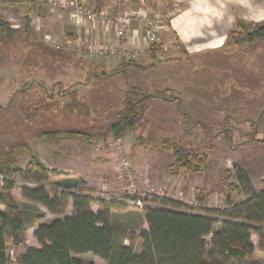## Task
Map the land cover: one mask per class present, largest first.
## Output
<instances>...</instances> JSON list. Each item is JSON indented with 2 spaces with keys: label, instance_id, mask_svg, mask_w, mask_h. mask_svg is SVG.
<instances>
[{
  "label": "rangeland",
  "instance_id": "obj_1",
  "mask_svg": "<svg viewBox=\"0 0 264 264\" xmlns=\"http://www.w3.org/2000/svg\"><path fill=\"white\" fill-rule=\"evenodd\" d=\"M51 1L54 0L0 5V22L8 23L14 33L9 38L5 32L0 33V153H14L15 168L29 170L33 157L53 170L47 186L66 187L68 180L79 179L77 191L114 201L119 206L111 211L116 241L125 235L132 237L135 252L140 254V235L148 226L140 218L143 210L127 203L135 195L130 193L121 167L123 155L108 146L115 138L109 130L123 109L126 92L139 87L145 94L160 98L149 101L141 122L123 135L125 153L137 176L138 197H148L149 201L154 197L173 199L187 205L193 213L205 215L207 210H225L229 202L245 200L243 193L232 189L240 185L235 165L244 168L254 187L264 185V39L245 41L247 34L264 27V0H218V47L212 44L215 40L203 43L205 38L191 45L167 40L173 35L170 21L187 11L190 4L128 0V12L141 9L150 15L164 16L154 48L162 50L160 56L151 52L154 63L151 56L142 54L132 63L147 67L153 62L156 69H160L157 65L168 63L170 69L162 73L151 70L143 79L133 72L128 77L121 74L106 78L107 72L129 64L128 58L92 56L91 45L77 43L78 37L68 34L74 28L71 20L52 12ZM238 2L249 6L245 11L238 10ZM173 7H178V12L172 14ZM137 24L131 25L145 36ZM210 29L209 25H202L203 32ZM129 49L143 47L134 44ZM107 62L111 66L105 68ZM179 101L186 115L177 111ZM76 130L93 136L94 142L86 144L62 136L50 143L41 138L44 133ZM166 140L184 142L205 154L207 162L202 172L181 170L173 176V155L162 148ZM4 193L0 182V196ZM21 208L29 226L58 219L40 205L30 203ZM92 210L98 212L100 207L93 204ZM72 211L70 202L66 215ZM220 228L217 224L216 230ZM26 242L35 244L30 228ZM258 242V237L253 236L254 259L264 264ZM25 247L26 244L16 248L10 242L9 255L15 260ZM81 258L106 264L92 254Z\"/></svg>",
  "mask_w": 264,
  "mask_h": 264
},
{
  "label": "trees",
  "instance_id": "obj_2",
  "mask_svg": "<svg viewBox=\"0 0 264 264\" xmlns=\"http://www.w3.org/2000/svg\"><path fill=\"white\" fill-rule=\"evenodd\" d=\"M21 3L3 1L0 5ZM3 32L8 38L14 34L8 23L0 22V33ZM262 39L264 27L245 37L246 42ZM152 52L156 55L155 50ZM155 98L160 97L145 94L139 87L128 89L123 109L116 115L109 132L115 138L123 137L141 122L148 102ZM177 111L186 115L180 101L177 102ZM62 136L86 144H92L95 140L93 136L77 130L44 133L41 138L51 143ZM162 148L173 155V176H177L181 170L201 173L207 162L205 154L181 141L166 140ZM15 166L14 153H0V176L4 177L0 182L5 192L0 196V206L3 207V210L0 209V264H96L81 258L86 254H92L106 264H261L254 259L256 247L253 236L258 237V248L264 253V187L256 191L248 173L240 165L234 166L240 185L231 187L233 191L243 193L245 200L229 202L228 209L207 210L205 215H201L173 199H144L146 206L140 218L148 229L140 235L143 242L140 254L135 252L132 237L125 235L123 240L116 241L111 211L119 206L114 201L77 191L79 179L68 180L66 187L51 185L50 188L46 184L50 182L53 170L33 157L29 170ZM21 182L36 186L27 187ZM16 186L21 187L24 201L43 206L58 219L39 225L34 237L40 247H25V251L14 260L7 254L9 243L15 247L25 245L26 233L32 227L27 225L19 204L11 194ZM70 202L73 211L71 215H66ZM93 204H97L100 211L94 212ZM217 224L221 225L219 230H216ZM209 237H212L210 242L207 241ZM126 241L130 244H126Z\"/></svg>",
  "mask_w": 264,
  "mask_h": 264
},
{
  "label": "crops",
  "instance_id": "obj_3",
  "mask_svg": "<svg viewBox=\"0 0 264 264\" xmlns=\"http://www.w3.org/2000/svg\"><path fill=\"white\" fill-rule=\"evenodd\" d=\"M3 1H22L21 4L26 3V1H29L28 3H32L34 2V0H0V2ZM86 5L93 8V9H108L110 10L111 7L113 6V2H111L112 0H84ZM176 1H181L183 3H187L190 4V8L189 6L187 7V11H185L182 15L176 17L175 19L173 18L172 21H170L169 23V28L172 32V36H167V40L171 41V39H175L176 41H178V43L181 44H192V43H197L200 42L202 38H205V40H203V43L208 42V43H212L214 40V42L212 44H216V46L218 47V26L215 24H218V0H198L193 1V0H176ZM199 4H201V6H199ZM139 5V4H138ZM186 5V4H185ZM238 6V10H244L245 11V7H248L249 5H245V3H239L235 4ZM31 7V5H30ZM139 7V6H138ZM192 8V10H191ZM207 8H213L211 12H209L208 10H206ZM140 9V8H138ZM60 23H57V25H59ZM70 24L74 27H72V31H70L68 34H73L74 36L78 37L77 38V43L81 42L84 45H92V44H96V45H108L110 47H114V48H119L122 46L123 42H120L113 33L109 32L105 27H103L102 25L100 26H95L92 23H86L83 26L82 25H76L75 22L70 21ZM137 24V23H136ZM209 25L210 32L208 30L206 31H202V25ZM214 24V26L212 27V25ZM138 25V24H137ZM56 26V24H55ZM140 26V25H139ZM66 27V25H65ZM141 27V26H140ZM139 27V28H140ZM43 28H45V26L43 25ZM48 30L51 31V26H48ZM60 28V25L58 27V29ZM142 29V28H141ZM47 30V27L45 28V32ZM53 30V29H52ZM132 33H131V40L129 39L126 42V45H134L135 46H142L144 47V35L143 32L141 33V30L139 31V29H137V27L135 25H132ZM203 35H208L209 37L206 38ZM217 35V36H215ZM61 37V36H59ZM134 42V44H133ZM202 42V41H201ZM217 42V43H216ZM216 50V49H214ZM149 56H151V60H153V62L155 63V58L150 54ZM142 59V58H141ZM144 59V58H143ZM151 62V61H150ZM151 62L150 66H145L142 65L140 63H133L132 65H124L119 68H117L116 70L112 69L113 71L111 72H105V70H103L104 74H110V73H114L117 72L116 75L114 76H118V75H127L130 76V73L133 72L132 74H140V76L142 75V79L145 78L147 75L146 73L149 71H154V72H169V65L168 63H163L160 65H157L158 68L160 67V69H156L154 65V63ZM132 63V62H131ZM107 68L108 66H111L109 62L106 63L105 65ZM120 66V65H119ZM110 68V67H109ZM107 70V69H106ZM139 76V77H140ZM106 78H108L107 76H105ZM111 78V77H110ZM147 78V77H146ZM264 187V185L260 188L258 187H254L256 191H260L262 190ZM12 196L14 198V200L19 204L20 208L22 206H26L27 204H30L26 201L23 200L22 198V191L21 189H15L12 191ZM25 204V205H22ZM22 209V208H21ZM55 217V216H53ZM41 224H49V223H41ZM40 224V225H41ZM39 225H37L38 227ZM37 227L32 226L30 229L33 230V234L35 233ZM27 247H32V248H39V244L37 242V240L35 239V244H29L28 242L25 243ZM17 248V247H16ZM7 254L9 255V251L7 250Z\"/></svg>",
  "mask_w": 264,
  "mask_h": 264
},
{
  "label": "built area",
  "instance_id": "obj_4",
  "mask_svg": "<svg viewBox=\"0 0 264 264\" xmlns=\"http://www.w3.org/2000/svg\"><path fill=\"white\" fill-rule=\"evenodd\" d=\"M127 1L128 0H112L113 6L110 10H96L89 8L84 0H54L49 3V7L52 12L60 15H66L71 21L75 22L78 25L92 23L95 26L102 25L112 30L115 37L120 42H123L122 46L119 48H112L108 45L92 44L89 48V53L92 56L97 57H117L120 55H124L131 63L142 54L150 55L154 48H156L155 46L158 45V34L160 33L161 23L164 16L159 13L150 15L141 9L134 12H128L125 9ZM178 10V7H173L171 13L174 14V12H178ZM167 15L169 16L170 12ZM132 22L138 23L144 29L145 36L143 49H132V51H130L129 47L131 46L126 45V42L130 39L128 35L132 30ZM69 46H72L71 43H69ZM166 50L167 49H163V51ZM161 51L162 50L156 51V55L160 56ZM124 142L125 141L123 137L114 138L108 143V146L110 148L116 149L121 153V155H123L121 160V167L124 171V176L128 183V189L130 193L135 195L134 197H137L136 200L133 199L128 201L127 203L143 210L146 205L143 200L138 197L140 194V189L137 185V176L134 173L132 161L125 153ZM0 179L3 180L4 177L0 176ZM21 183L23 185H26L27 187L36 186L35 184L30 182Z\"/></svg>",
  "mask_w": 264,
  "mask_h": 264
}]
</instances>
